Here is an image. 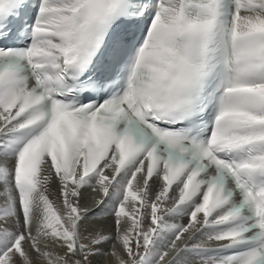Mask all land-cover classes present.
<instances>
[{"label": "snow or ice", "instance_id": "snow-or-ice-1", "mask_svg": "<svg viewBox=\"0 0 264 264\" xmlns=\"http://www.w3.org/2000/svg\"><path fill=\"white\" fill-rule=\"evenodd\" d=\"M0 264H264V0H0Z\"/></svg>", "mask_w": 264, "mask_h": 264}]
</instances>
